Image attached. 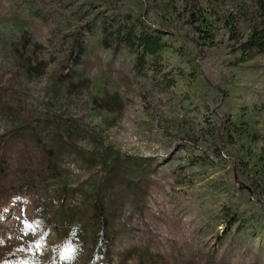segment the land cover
<instances>
[{"label": "rangeland", "instance_id": "rangeland-1", "mask_svg": "<svg viewBox=\"0 0 264 264\" xmlns=\"http://www.w3.org/2000/svg\"><path fill=\"white\" fill-rule=\"evenodd\" d=\"M253 2L0 0V264H264V237L222 216L264 225V57L241 56ZM127 13L201 83L181 63L169 84L166 59L137 73L89 31L66 74L71 33Z\"/></svg>", "mask_w": 264, "mask_h": 264}, {"label": "trees", "instance_id": "trees-1", "mask_svg": "<svg viewBox=\"0 0 264 264\" xmlns=\"http://www.w3.org/2000/svg\"><path fill=\"white\" fill-rule=\"evenodd\" d=\"M26 5L28 12L36 14L39 11L33 9V3L26 2ZM251 15L252 17L248 24V36L241 45V56H244V54H247L248 52H252L254 56L264 57V0H254ZM224 24H226V27H228L229 30H233L234 22L231 20V14H227ZM87 26L88 27L80 26L77 29V32L71 33L72 37L68 38L66 41L64 58L62 59H65L67 63L61 66V60L56 65V67L61 66L66 69V71H68L66 74L69 76L73 73L70 66L76 64L78 60L89 51L88 47L90 45L85 43V39H83L84 36H82L83 32L89 31L94 36L96 35V42L108 53L114 55L120 52L122 54L131 55L133 58V68L137 73H140L141 70H147L154 73L156 72L154 66L166 59L173 65L172 68L180 70L169 84L177 85L182 79V75L186 72L187 67L183 68L181 63L186 64L187 66L190 65L189 68H192V70L190 71L189 69L188 75L193 76V81L196 80L198 84L201 83L199 77L196 75L197 69L189 63L191 60H188L187 58H185V61L177 60L174 52H171L168 55L167 50L170 48V45L163 32L158 28L146 24L145 21H141L137 14L127 13L125 15H119L116 19H113L112 17V20L109 22L102 18L101 15H96L90 22H88ZM55 46L57 47L58 45ZM35 56L36 53L34 47L29 44L21 49L18 55V60L22 66L28 68L30 66V60ZM56 84L59 83L57 82ZM243 129L250 134L248 129ZM67 138L69 137L67 136ZM50 151H52V146L47 147L46 152ZM30 186L31 184H28V182L22 184L23 188H30ZM238 186L240 190L248 189L243 182H239ZM243 213V211L237 212L233 208L226 207L222 216L225 218L228 217V221H230L232 225L239 222L238 228L239 231L242 232L243 237H247L246 232L253 230H256L258 235L264 237V225L259 222L256 216H250L246 224L240 223L243 218ZM235 214L237 215L235 216ZM231 235L232 229L226 233L227 237H230Z\"/></svg>", "mask_w": 264, "mask_h": 264}]
</instances>
